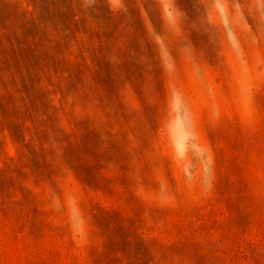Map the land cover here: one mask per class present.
<instances>
[{
  "label": "rangeland",
  "instance_id": "1",
  "mask_svg": "<svg viewBox=\"0 0 264 264\" xmlns=\"http://www.w3.org/2000/svg\"><path fill=\"white\" fill-rule=\"evenodd\" d=\"M0 264H264V0H0Z\"/></svg>",
  "mask_w": 264,
  "mask_h": 264
}]
</instances>
